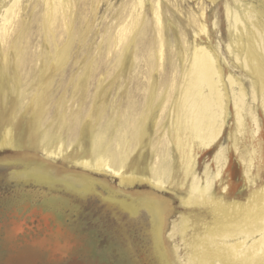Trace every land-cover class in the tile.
I'll return each instance as SVG.
<instances>
[{
  "label": "rangeland",
  "instance_id": "obj_1",
  "mask_svg": "<svg viewBox=\"0 0 264 264\" xmlns=\"http://www.w3.org/2000/svg\"><path fill=\"white\" fill-rule=\"evenodd\" d=\"M136 2L66 0L49 21L45 0H21L0 19V264H241L207 255L213 226L195 218L193 187L223 197L227 182L231 201L264 184V110L227 48V7L264 14V0H144L137 19ZM201 44L244 83L257 139L237 135L232 108L216 144L198 151L191 140L184 156L183 92ZM126 147L123 172L97 168L113 155L118 170ZM221 150L228 164L216 180Z\"/></svg>",
  "mask_w": 264,
  "mask_h": 264
},
{
  "label": "bare ground",
  "instance_id": "obj_2",
  "mask_svg": "<svg viewBox=\"0 0 264 264\" xmlns=\"http://www.w3.org/2000/svg\"><path fill=\"white\" fill-rule=\"evenodd\" d=\"M136 1L137 8L135 7V10L137 13L135 14L137 15V19L142 16L141 10L144 8V0ZM242 1L243 0H235L237 4ZM20 2L21 0H0V19L2 22H6L3 19H6L7 15L13 14L14 9L19 7ZM45 2L48 7L47 16L49 21H53L56 14L62 9L64 10L66 4V0H45ZM238 8L240 7H237V9ZM237 9H233L231 6L227 7V16L230 23V43L227 48L229 52L231 51L233 59L237 63H241L239 64V68H241L250 79L251 92L254 99H252L253 102L257 101L261 103L264 110V31L262 32L261 30L263 22L260 20V18L264 19V14L261 11L250 8L246 9L248 13L243 15L242 10L239 11ZM153 11L158 19V24H160L161 15L156 6ZM252 15L259 17L257 23H252L250 21ZM242 19H244L246 23L244 25L245 31L242 30V33L239 35L238 23ZM4 24L7 25L6 23ZM137 24L138 21L135 20L133 26L136 27ZM141 26L143 32L148 30L145 24ZM256 26L258 28L256 32L251 31L253 29L250 30V28H255ZM206 29L207 27L203 23L202 30L205 31ZM69 30H71V28ZM193 50V53L191 52L193 55L191 67L187 74L188 80L186 82L187 84L185 83L186 85L184 86L182 102L184 109L183 119H185L187 126L185 129L187 141L184 145L180 142V145L184 147V149L186 146L189 148L191 145L189 141L192 140L195 146L197 145L198 151L211 149L220 138L223 130L227 127L231 119L232 108L234 109L233 124L237 130V135L243 136L245 134H250V137L256 140L258 123L254 114L247 112V89L244 83L229 74V72L224 71L221 66L219 54L212 46H204L203 44L195 45ZM234 86H236V89ZM251 125H253L254 128L252 132L248 130V127L251 128ZM10 138L11 136H8L5 142L8 143V139ZM258 149L263 152L262 139H259ZM183 151L184 156H186L187 150L185 149ZM256 152L258 151L255 149L254 153ZM114 155L117 154L115 153ZM127 155L128 149L126 147L124 154L119 158V160L121 159V163H119L120 168L118 170L115 168L118 158L116 159L113 155L108 156V158H110L109 161H98L97 168H107V170H112L116 174L121 171L123 172ZM189 156H191V154H189ZM198 156L199 154H197V157ZM196 160V157L187 159L185 165L186 178L194 174L193 170ZM215 162L218 168L214 179L218 180L224 173L228 164V158L224 151L221 150L220 154L218 153L215 157ZM254 163L255 159L251 158L250 165L246 169V177L249 181L251 180ZM207 176L209 178L211 176L209 171ZM154 178L158 183L164 184L163 177L159 174L156 173ZM209 178L207 180H210ZM251 186L255 187L256 185L251 183ZM221 187L225 191L223 197L213 195L209 188L206 192L200 191L196 193L199 187H193L194 198L192 200V205L196 212L195 218L201 219L202 221H209V224L213 226V229L209 230V234H211L209 245L205 246L207 249H210L207 255H235L240 258L241 264H264V184L259 188L256 187V189L248 196L246 195L243 200L235 199L231 201L226 199L227 196H229L227 182H223ZM214 245L215 247H213Z\"/></svg>",
  "mask_w": 264,
  "mask_h": 264
}]
</instances>
